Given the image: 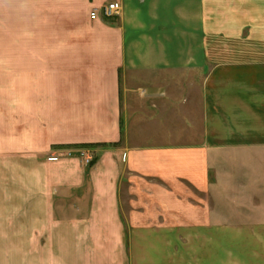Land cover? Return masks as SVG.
<instances>
[{
    "label": "crops",
    "instance_id": "0c3cea01",
    "mask_svg": "<svg viewBox=\"0 0 264 264\" xmlns=\"http://www.w3.org/2000/svg\"><path fill=\"white\" fill-rule=\"evenodd\" d=\"M112 1L120 4L119 15L105 18L99 11L91 19L92 8ZM77 2L82 6L75 10ZM54 4L55 43L43 44L41 37L38 44L8 51L14 54L8 56V68L23 85L13 100L24 117L39 118L31 123L40 127L41 151L51 144L119 142L120 116L129 115L130 102L140 110L147 103L156 108L178 85L185 104L198 102L188 116L198 115L202 123L188 148H264V0ZM176 73L183 74L182 82L158 78ZM214 118L218 126L211 122ZM144 150L127 142L100 150L89 170L73 157H16L14 165H23V173L9 189L15 197L22 189L23 203L0 205V242L23 239L30 250L22 255V264H130L123 220L132 228L147 226L135 216L128 220L127 213L134 211L129 205L123 208L121 197L127 181L149 174ZM253 159L264 166V157ZM184 177L192 180L191 172ZM203 179L200 173V184ZM53 195L61 203L47 205ZM64 198L72 202L62 203ZM53 212L72 215L54 220ZM12 213L23 216L15 219ZM215 213L201 210L198 221L183 224L198 226V237H184L183 243L156 238L151 263L264 264V220L225 223L220 211ZM165 244L166 253L160 247ZM177 244H183V252L176 253ZM35 245L39 252L33 251ZM13 260V254H0V264Z\"/></svg>",
    "mask_w": 264,
    "mask_h": 264
},
{
    "label": "rangeland",
    "instance_id": "374dc122",
    "mask_svg": "<svg viewBox=\"0 0 264 264\" xmlns=\"http://www.w3.org/2000/svg\"><path fill=\"white\" fill-rule=\"evenodd\" d=\"M78 6L80 8L82 4L75 3V10L79 9ZM55 14L54 0H0V205L23 203L20 196L22 189L16 197L13 195L15 191L9 189L17 174L23 173V165H14L16 157L34 154L45 160L52 155L73 151L71 156L59 155V159L73 157L89 170L96 163L100 150L113 149L127 142L144 147L145 160L150 163H146L148 167L145 170L149 174L142 179L129 180L132 178L129 177L121 197L123 208L129 205L134 211L127 213L128 220L130 216H135L133 219L147 226L132 228L123 220L130 264H152L150 258L156 238H179V242L183 243L184 237H198V226L193 225L191 229L183 224L189 220L198 221L201 210H207L209 216L220 211L219 216L225 223L264 220V166L262 162H253V158L264 157V148H188L199 137L202 123L200 116H188L195 112L198 102L185 104L179 85L168 92L171 98L175 95V100H159L156 108L147 103L140 110L137 103L130 102L129 115L120 116L122 136L119 142L51 144L41 151L40 127L31 123L39 118L24 117L23 111L17 107L18 101L13 100L14 93L22 91L23 85H19L22 79L8 68V56L14 55L8 51L13 50L9 49L10 46L38 44L41 37L43 44L55 43ZM183 77L182 73H176L160 74L158 78L179 83ZM49 119L54 120V117ZM193 120L196 124L191 125ZM211 122L217 126L220 124L217 118ZM207 124L211 126L210 122ZM48 126L44 125L47 129ZM85 152L92 156L89 163L84 159ZM247 160L251 163L248 164ZM190 172L192 180H187L184 175ZM200 173L204 178L201 184L197 180ZM59 198L53 195L45 203L55 206L61 203ZM71 202V198H64L62 203ZM49 214L55 216L54 220L69 219L72 215ZM12 216L21 218L23 213H12ZM2 240L0 254H13L15 260L12 263L22 264V255L30 250L29 245L23 239L15 240L13 244L4 243V240L11 239ZM36 246L32 249L39 252ZM160 247L162 252H167V244ZM182 249L183 244L176 245V253L183 252ZM141 256L144 257L143 263Z\"/></svg>",
    "mask_w": 264,
    "mask_h": 264
},
{
    "label": "built area",
    "instance_id": "2783aa9c",
    "mask_svg": "<svg viewBox=\"0 0 264 264\" xmlns=\"http://www.w3.org/2000/svg\"><path fill=\"white\" fill-rule=\"evenodd\" d=\"M121 10V6L118 2L112 1V2H108L105 5L101 6L100 8L94 7L91 10L90 13V17L91 19H95L97 18V14L99 13V11L102 13V15L105 18H113L117 15H119ZM73 151H65L63 153H60L59 155H66V156H71L73 155ZM59 155H52L49 157V160L52 161H56L59 159ZM84 159L86 161V163H89L92 159V156L89 152H85L84 154Z\"/></svg>",
    "mask_w": 264,
    "mask_h": 264
},
{
    "label": "trees",
    "instance_id": "16d2710c",
    "mask_svg": "<svg viewBox=\"0 0 264 264\" xmlns=\"http://www.w3.org/2000/svg\"><path fill=\"white\" fill-rule=\"evenodd\" d=\"M121 136H122V130H121Z\"/></svg>",
    "mask_w": 264,
    "mask_h": 264
}]
</instances>
